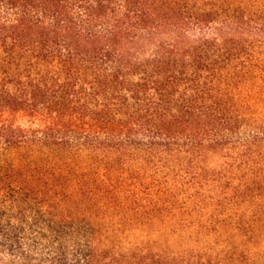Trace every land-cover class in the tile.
Returning <instances> with one entry per match:
<instances>
[{
	"label": "trees",
	"instance_id": "1",
	"mask_svg": "<svg viewBox=\"0 0 264 264\" xmlns=\"http://www.w3.org/2000/svg\"><path fill=\"white\" fill-rule=\"evenodd\" d=\"M0 256L264 264V0H0Z\"/></svg>",
	"mask_w": 264,
	"mask_h": 264
},
{
	"label": "rangeland",
	"instance_id": "2",
	"mask_svg": "<svg viewBox=\"0 0 264 264\" xmlns=\"http://www.w3.org/2000/svg\"><path fill=\"white\" fill-rule=\"evenodd\" d=\"M2 256H0V264H14V263H11V262H9L10 260H5L6 259V257H4L3 256V258H1ZM15 264H17V263H15Z\"/></svg>",
	"mask_w": 264,
	"mask_h": 264
}]
</instances>
